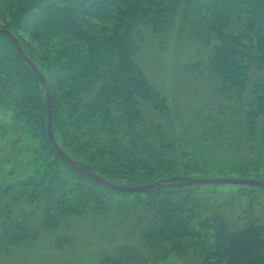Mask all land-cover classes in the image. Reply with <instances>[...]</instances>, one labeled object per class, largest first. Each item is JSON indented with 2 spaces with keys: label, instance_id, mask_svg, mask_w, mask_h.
<instances>
[{
  "label": "trees",
  "instance_id": "1",
  "mask_svg": "<svg viewBox=\"0 0 264 264\" xmlns=\"http://www.w3.org/2000/svg\"><path fill=\"white\" fill-rule=\"evenodd\" d=\"M176 14L209 48L207 69L224 99L197 115L194 140L184 142L172 131L164 92L138 61L147 38ZM0 27L48 79L55 137L87 169L126 185L181 180L201 170L198 142L216 138L264 159V0H0ZM0 103L13 109L1 136L12 130L13 146L26 155L23 175L0 179V255L29 246L41 226L55 229L115 193L129 194L61 158L47 132L45 86L2 34ZM223 185L238 194L209 202L217 195L207 189ZM134 193L145 194L149 216L138 237L132 232L102 264H154L191 251L202 264H264L263 188L193 184Z\"/></svg>",
  "mask_w": 264,
  "mask_h": 264
},
{
  "label": "rangeland",
  "instance_id": "2",
  "mask_svg": "<svg viewBox=\"0 0 264 264\" xmlns=\"http://www.w3.org/2000/svg\"><path fill=\"white\" fill-rule=\"evenodd\" d=\"M209 54V48L182 20L181 15L176 14L162 32L147 38L138 56L150 81L164 92L171 111L172 131L183 142L194 140L192 129L197 127V115L203 109H212L215 103L224 102L215 90L207 69ZM188 64L197 68L191 67L190 71L186 68ZM143 107L148 117L158 119L149 106ZM12 119L13 109L0 103V126L10 125ZM12 139V130L7 129L3 137L0 133V179L7 181L23 175L26 170V155L22 154L18 145L13 146ZM198 143L202 155L196 165H200L201 170L197 169L191 176L185 177H264V159L254 156L248 149L229 147L223 138L207 143L200 140ZM21 144L26 146L24 141ZM211 192L217 196L208 197L209 202H220L216 198L224 199L231 192L238 194L229 185L206 191ZM111 197L103 208L73 215L66 224L55 229L41 226L29 246L0 255V264H102L105 253L114 254L121 245L131 241L132 232L138 237L150 212L145 206L144 193H115ZM242 198L245 200V197ZM235 216L236 213L231 212L227 218L234 222ZM188 253L187 256L169 257L154 264H202L195 258L196 253Z\"/></svg>",
  "mask_w": 264,
  "mask_h": 264
},
{
  "label": "water",
  "instance_id": "3",
  "mask_svg": "<svg viewBox=\"0 0 264 264\" xmlns=\"http://www.w3.org/2000/svg\"><path fill=\"white\" fill-rule=\"evenodd\" d=\"M0 34L8 37L13 44L15 45L20 56L29 64L38 78L41 80L45 86L46 98H47V132L49 139L58 152L61 158L74 170L80 172L85 177L97 182L101 185H104L110 189L120 192H149L151 190L160 189L164 187H178V186H187L193 184H243L251 186H259L264 189V180L257 178H243V177H230V176H220V177H185L181 180H170L163 181L158 180L151 183L138 184V185H126L121 183L113 182L104 176L93 172L86 167L82 166L75 158L70 156L58 143L53 129V107H52V98H51V89L50 84L44 73L36 65V63L28 56L24 51L23 46L19 38L9 29L0 27Z\"/></svg>",
  "mask_w": 264,
  "mask_h": 264
}]
</instances>
